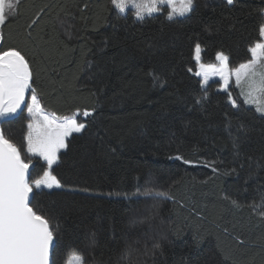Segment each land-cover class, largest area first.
Here are the masks:
<instances>
[{
	"label": "trees",
	"instance_id": "obj_1",
	"mask_svg": "<svg viewBox=\"0 0 264 264\" xmlns=\"http://www.w3.org/2000/svg\"><path fill=\"white\" fill-rule=\"evenodd\" d=\"M160 9L141 21L112 0L6 8L0 50L29 61L42 110L85 125L52 169L27 152L26 106L1 125L31 159L30 183L49 170L62 185L34 188L30 205L50 219V264H78L74 252L85 264H264V116L202 86L193 60L199 44L204 64L249 61L264 0H193L172 19Z\"/></svg>",
	"mask_w": 264,
	"mask_h": 264
},
{
	"label": "snow or ice",
	"instance_id": "obj_2",
	"mask_svg": "<svg viewBox=\"0 0 264 264\" xmlns=\"http://www.w3.org/2000/svg\"><path fill=\"white\" fill-rule=\"evenodd\" d=\"M227 3L232 4L233 0H227ZM18 4L19 0H0V27L9 19L6 8L13 9L18 7ZM112 4L119 13H125L127 7L131 6L135 10V18L142 21L158 13V6H171L172 0H112ZM192 7L193 0H186L180 14L190 12ZM168 18H173L172 12H169ZM260 36L264 37V26L260 28ZM2 41L3 37L0 35V43ZM249 52L251 59L239 65L234 73L227 71L229 58L223 53H218L219 67L201 63L199 67L202 71L196 75H202L207 83L209 71L219 74L231 105L238 108L236 99H233L228 91L230 76L234 75L235 84L241 88L240 94L245 97L244 103L256 104L255 110L264 116V106L257 103L258 99H264V42H257L249 48ZM195 59L197 62L201 59L199 44L195 46ZM243 84L248 86L247 92L244 91ZM30 90L29 105L26 103L25 94ZM22 105L27 107L32 117V121L27 125V152L42 158L47 168L52 169L57 163V154L66 147V138L74 132L79 133L85 125L78 123L73 117L58 120L54 113L51 116L42 115L40 101L33 87V71L29 61L16 48L0 50V118L16 113ZM88 115L85 111L84 116ZM175 159L183 160V157L177 156ZM183 162L192 163L189 160ZM30 163L31 159L26 163L21 157L20 149L0 130V264H49L50 245L53 244L50 219L30 206V193H33L34 188L52 189L62 185L49 170H45L41 178L30 183ZM145 198L170 199L167 193L161 192H148ZM125 199L131 201L132 196L125 194ZM232 204L240 207L235 200ZM74 257L78 264H85L81 254L74 252Z\"/></svg>",
	"mask_w": 264,
	"mask_h": 264
},
{
	"label": "rangeland",
	"instance_id": "obj_3",
	"mask_svg": "<svg viewBox=\"0 0 264 264\" xmlns=\"http://www.w3.org/2000/svg\"><path fill=\"white\" fill-rule=\"evenodd\" d=\"M185 3H186V0H172V4H171V6H168V5H163V6H158L159 7V12H161V9L160 8H162V7H164V6H167L169 9H170V12H172L173 13V16H177V17H183V16H186L189 12H186V13H184L183 15H181L180 13L183 11V9H184V7H185ZM129 10H132V11H134V13H135V10L131 7V6H128L127 7V9H126V12L127 11H129ZM125 12V13H126ZM158 12V13H159ZM155 14H157V13H155ZM154 15V14H153ZM263 26H264V24H263ZM259 42H264V37H261L260 36V41ZM256 44V43H255ZM255 44L253 45V46H255ZM252 46V47H253ZM193 60H194V63H195V67H196V73L197 72H201L202 70L200 69V67H199V64H201L202 63V61H201V59H200V61L199 62H197L196 61V59H195V50H194V54H193ZM202 64H204V63H202ZM204 65H216L217 67H219V61L217 60V56H216V59H215V63L214 64H204ZM239 67V66H238ZM237 67V68H238ZM237 68H235V69H230L229 67H228V69H227V71H229V72H232V73H234V71L237 69ZM199 79H200V81H201V85L202 86H207L208 85V83H211V82H217L218 84H219V86H218V88H217V91L218 92H224V93H227V92H225L224 91V88H223V81L221 80V78H220V76H219V74H214L213 72H211V71H209V80L207 81V83H205L204 82V79H203V76L202 75H196ZM243 88H244V91L245 92H247L248 91V86L246 85V84H243ZM228 91L229 92H231V91H234V92H236V94L243 100V102H244V99H245V97L243 96V95H241L240 94V92H241V88L240 87H238V86H236V84H235V76L234 75H231L230 76V81H229V88H228ZM255 95V94H254ZM233 98V97H232ZM257 103L260 105V106H264V99H258L257 100ZM29 105L31 104V97H30V100H29V103H28ZM247 106H249V107H252L254 110H255V107H256V104H246ZM256 111V110H255ZM257 112V111H256ZM258 113V112H257ZM27 114H28V116H29V118H30V122L32 121V117H31V115L28 113V111H27ZM41 114L42 115H49V116H51V114L50 113H48V112H46V111H44V110H42L41 109ZM259 114V113H258ZM259 115H261V114H259ZM262 116V115H261ZM65 117H73V116H63V117H60V118H57L58 120H61V119H63V118H65ZM74 118V117H73ZM29 122V123H30ZM72 134H76V132H74V133H72ZM71 134V135H72ZM70 137V136H69ZM69 137H67L66 138V140L69 138ZM66 140H65V142H66ZM64 149V148H63ZM63 149H61L60 151H62ZM30 154V153H29ZM32 155V154H31ZM58 155V154H57ZM36 157H38V156H36ZM42 159V158H41ZM43 160V159H42ZM55 188V187H54ZM69 264H73V262H70Z\"/></svg>",
	"mask_w": 264,
	"mask_h": 264
},
{
	"label": "water",
	"instance_id": "obj_4",
	"mask_svg": "<svg viewBox=\"0 0 264 264\" xmlns=\"http://www.w3.org/2000/svg\"><path fill=\"white\" fill-rule=\"evenodd\" d=\"M26 97H27V93L25 94V100H26ZM24 107L25 106L22 105L21 108L18 109L16 113H14V114H12L10 116H6V117H3V118H0V130H1V125L3 123L10 122V121L16 119L21 114V112L23 111ZM31 169H32V165L30 164L29 165V176H30ZM32 196H33V193H30V205H31V201H32ZM53 247H54V238H53V244L50 245L49 264L51 263V254H52Z\"/></svg>",
	"mask_w": 264,
	"mask_h": 264
}]
</instances>
